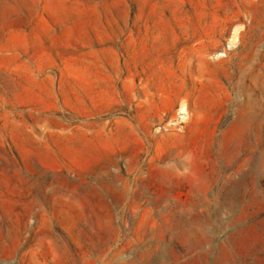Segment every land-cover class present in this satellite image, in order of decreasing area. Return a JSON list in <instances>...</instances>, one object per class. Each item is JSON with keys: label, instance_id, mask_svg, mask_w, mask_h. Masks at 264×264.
Returning <instances> with one entry per match:
<instances>
[{"label": "rangeland", "instance_id": "obj_1", "mask_svg": "<svg viewBox=\"0 0 264 264\" xmlns=\"http://www.w3.org/2000/svg\"><path fill=\"white\" fill-rule=\"evenodd\" d=\"M0 264H264V0H0Z\"/></svg>", "mask_w": 264, "mask_h": 264}]
</instances>
